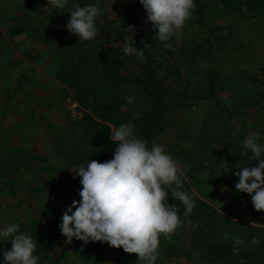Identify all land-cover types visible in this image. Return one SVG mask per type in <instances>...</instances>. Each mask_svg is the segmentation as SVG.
Masks as SVG:
<instances>
[{"label":"rangeland","instance_id":"rangeland-1","mask_svg":"<svg viewBox=\"0 0 264 264\" xmlns=\"http://www.w3.org/2000/svg\"><path fill=\"white\" fill-rule=\"evenodd\" d=\"M194 3L201 17L195 7L168 48L155 39L157 30L139 0H82L81 6L96 4L103 13L96 19L98 36L83 43L66 29L71 5L42 12L47 0H0V133L16 134L15 144H0V195L8 201L17 196L8 212L28 218L37 234L51 237L47 246L36 245L40 258L53 255L49 245L59 249L54 264H95L99 255L86 254V245L75 238L66 244L58 227L67 206L80 199L81 185L72 170L113 158L115 148L105 142L102 129L80 126L85 117L101 122L95 105L115 109L121 124H134L139 137L136 125L143 122L154 133L148 147L162 145L181 169L188 165L183 178L191 192L218 214L264 229V211L254 210L251 195L235 189L237 178L229 169L252 162L250 151H237L248 135H258L257 143L264 144V7L252 2L253 13L230 0L227 6L220 0ZM23 20L29 29L11 36ZM129 25L136 29V47L148 45L143 57L123 54ZM78 47L82 76L65 85L55 77L58 65L73 59L69 52ZM211 90L215 96L206 99ZM220 150H232L247 162L227 163L215 152ZM172 205L183 223L170 238L161 235L156 264H205L204 239L192 237L195 225L184 220L182 202L174 198ZM69 251L71 256L65 255ZM96 264L140 262L136 254L112 253Z\"/></svg>","mask_w":264,"mask_h":264},{"label":"clouds","instance_id":"clouds-1","mask_svg":"<svg viewBox=\"0 0 264 264\" xmlns=\"http://www.w3.org/2000/svg\"><path fill=\"white\" fill-rule=\"evenodd\" d=\"M147 13V21L156 31L155 39L171 48L169 41L182 35L186 22L192 19L194 0H139ZM71 5V6H70ZM70 6V19L66 24L69 33L78 37L81 43L92 41L98 36L96 19L102 11L96 4L81 6L71 0H47L42 9H65ZM58 12V11H57ZM127 43L123 54L143 57L144 49L136 47L135 26L129 25ZM134 98H128L133 103ZM110 139L115 143L113 158L105 162L90 160L78 169L72 170L79 178L81 188L79 200H73L61 216L58 227L71 244L73 238L83 241L106 243L110 247L122 248L125 253L136 254L140 264H156L160 252L161 235L170 238L182 226L176 208L168 202L165 186L175 185L172 195L185 207V219L196 207L194 197L199 193L182 190L181 177H185L188 165L181 169L174 158L159 144L148 147V142L139 137L131 122L112 127ZM258 135L250 134L240 147L250 151L253 161L244 167H237L235 189L251 195L256 211H264V144H258ZM229 234H225V239ZM11 237L10 240L6 239ZM10 241L11 249L0 255V264H38L35 255L36 241L19 232V225L0 227V242ZM243 241L233 237V250ZM251 244L260 240L252 237ZM241 264L244 261L241 260Z\"/></svg>","mask_w":264,"mask_h":264},{"label":"trees","instance_id":"trees-1","mask_svg":"<svg viewBox=\"0 0 264 264\" xmlns=\"http://www.w3.org/2000/svg\"><path fill=\"white\" fill-rule=\"evenodd\" d=\"M223 4L226 6L229 5V0H220ZM231 2L235 3L237 9H240L242 6H247L251 12L256 13L257 10L252 7V2H257L259 5L264 7V0H230ZM82 0H76V3L81 4ZM196 12L198 14V17H201V10L198 5L195 4ZM30 27V24H28L27 21L23 20L20 24L15 25L11 29V36H18L21 35L23 32L28 30ZM120 39L123 41H126L123 36H120ZM70 56L73 59H64L61 60L58 69L56 72V79L65 84V85H71L75 83L79 77L82 76V67L85 66L84 60H81L82 55V49L81 47H78L77 49H73L71 52H69ZM81 60V61H80ZM81 66V67H80ZM211 73L216 79V70L214 68H211ZM108 77H112V73L107 74ZM170 97V91H166L164 95H167ZM215 96V92L211 90L210 93L206 95V99H211ZM195 99L199 100L201 99L199 96V93L195 92ZM93 111L95 113L96 118H98L101 122H95L91 117H85L80 122V126L85 128L88 127H97V129L103 130V137H105V142L108 143L109 146H112L113 148L116 147L115 143L110 139L109 134L111 133L110 130L112 127H119L122 123V120L120 116L116 113L115 109L109 108H102L100 106H93ZM153 129L157 125V123H153ZM138 128V132L140 134V137L143 138L145 141L150 143V141L153 139L154 133L146 127V125L143 122H138V125H136ZM159 126V125H158ZM160 127V126H159ZM88 130V129H87ZM158 131V130H157ZM87 133V131H86ZM90 135V133H87ZM88 135V136H89ZM108 138V139H107ZM62 149V148H61ZM60 148H57V150H61ZM63 151V150H61ZM239 154L244 152L245 154L248 151L243 150L240 147V144H238V150ZM219 157L229 163L232 161H242L247 162V160L244 158V156H238L235 152L233 153L232 150L230 152H225L224 154L221 153V150L215 151ZM63 153H67V151H63ZM82 161V160H80ZM84 161H87L85 159ZM73 164V162H69ZM247 166V165H246ZM230 171L234 174L236 171H239L237 167L229 168ZM49 170L48 168H45L43 171ZM53 171V170H51ZM181 181L184 185V188L182 190L188 191L191 195L192 192L190 190V187L188 185V182L181 177ZM174 186L168 187L165 186V190L167 191V199L170 204H172V201L174 199L172 192L174 190ZM196 207L193 209L192 213L188 216L187 219L184 218V220L190 222L195 227L193 230H191L192 237H195L198 240L204 239V252L207 255L206 257V263L205 264H241V260L244 261V263H256V264H264V229L255 227V226H247L240 223H237L235 221L229 220L220 214H218L211 206L204 203L197 197H194ZM180 206V205H179ZM184 207V206H183ZM185 211V207L183 208L182 212ZM225 234H229L228 238L225 239ZM239 237L243 243L239 246L237 250H233V237ZM252 237H256L260 240L259 244H251L250 241ZM83 243V241H81ZM42 246H47V244H41ZM37 249L35 251H38L39 245L36 246ZM89 248V249H87ZM84 251L88 255H94L99 254L95 258H93V262L96 264V262H99L101 259L108 257L112 253H121L124 255V251L122 248L117 249L114 247H110L106 243L101 242H92V244H87L84 247ZM100 251H103L102 253ZM35 254V253H34ZM36 255V254H35ZM87 256V255H86ZM41 260L45 258H40ZM200 259L204 261V258L200 256Z\"/></svg>","mask_w":264,"mask_h":264},{"label":"crops","instance_id":"crops-1","mask_svg":"<svg viewBox=\"0 0 264 264\" xmlns=\"http://www.w3.org/2000/svg\"><path fill=\"white\" fill-rule=\"evenodd\" d=\"M1 107V106H0ZM4 109V108H3ZM4 111L1 112V114H3ZM5 114V113H4ZM9 114L6 113L5 116H8ZM5 118V117H4ZM5 121V120H4ZM16 128V126L13 125L14 129ZM7 127H3V130H6ZM16 135V134H15ZM13 132L9 134L6 133L5 131L0 133V144L2 145L3 143H11V144H15L14 140V136ZM2 155V154H0ZM68 176H71L70 173H68ZM20 199V196H18ZM18 203L17 201V196H11V200H4L3 197H1L0 195V227H5L9 224H17L19 225V232L23 233V234H27L33 237L34 241H36V245L39 243H47L50 242L51 243V237L49 235H39L37 234V230L35 226H28L29 220L26 217L20 218V219H16L14 216H12L8 210L13 209V204ZM28 206H31L30 202L27 203ZM8 240L11 239V237L6 238ZM11 249V242L10 241H4V242H0V253H2L3 251L6 250H10ZM49 250L51 253H53V255L50 256L49 259H45V260H39L38 264H54V258H55V254L54 252H58V248H54L52 246L49 245ZM35 254H37L38 252L35 251ZM73 253H75V249H73ZM71 256L70 251L66 252L65 255ZM3 260V256L0 255V261Z\"/></svg>","mask_w":264,"mask_h":264}]
</instances>
